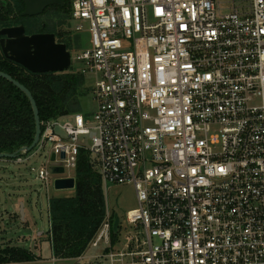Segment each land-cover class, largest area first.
I'll return each mask as SVG.
<instances>
[{"label": "built area", "instance_id": "obj_1", "mask_svg": "<svg viewBox=\"0 0 264 264\" xmlns=\"http://www.w3.org/2000/svg\"><path fill=\"white\" fill-rule=\"evenodd\" d=\"M69 18L95 111L41 121L10 161L51 145L39 178H76L85 150L105 188L134 186L123 247L109 213L91 243L109 264H264V0H74Z\"/></svg>", "mask_w": 264, "mask_h": 264}, {"label": "trees", "instance_id": "obj_2", "mask_svg": "<svg viewBox=\"0 0 264 264\" xmlns=\"http://www.w3.org/2000/svg\"><path fill=\"white\" fill-rule=\"evenodd\" d=\"M11 4L13 6H11ZM9 3L10 12L0 10V25L26 24L21 17V0ZM16 15L10 18V15ZM8 13V14H7ZM1 29V27H0ZM0 70L11 74L33 94L41 120L68 115L79 102L85 76L73 71L33 73L7 59L0 50ZM36 133L33 108L28 96L13 83L0 77V152L13 153L32 144ZM76 187L72 194L51 196L49 213L54 256L71 259L81 256L99 232L107 211L104 185L97 161L82 150L75 170ZM111 240H119L117 220L111 218ZM37 256L17 246L0 248V263L34 261Z\"/></svg>", "mask_w": 264, "mask_h": 264}, {"label": "rangeland", "instance_id": "obj_3", "mask_svg": "<svg viewBox=\"0 0 264 264\" xmlns=\"http://www.w3.org/2000/svg\"><path fill=\"white\" fill-rule=\"evenodd\" d=\"M69 1L71 12L74 0ZM8 2L11 4L13 0H8ZM11 6L13 5L11 4ZM51 14H55L54 19ZM42 18L48 20L47 25L43 28L56 32L58 39L67 43L68 49L73 55L91 47V33L88 30L74 32L69 16L49 11ZM0 27L2 26L0 25ZM31 28L33 30L34 27ZM81 65L79 62H75L73 68L64 72H70L72 69L81 70ZM93 85L94 81L91 75L85 76V81L80 86V90L84 94L79 96L77 104L72 105V109L75 108V110L68 115L95 111ZM51 149L52 146L47 145L45 149L36 152L27 161L21 163L0 157V248L14 245L32 251L37 256L34 261L19 262V264H109L105 258L109 245L104 240L97 246H92L90 243L87 250L77 258L57 259L54 256L50 234L49 201L51 196L72 194L75 189H56L55 187V180L68 176V171L61 174L51 173L48 180L39 178V171L49 167L48 156ZM32 153L24 156H29ZM104 194L107 203L106 213L117 220L116 230L119 240L113 244V247L118 250L124 245L123 236L132 230L126 221V214L129 210L138 207L136 191L131 184L108 183L107 188L104 186ZM21 200L25 202L28 212L26 222L21 220L22 216H18L21 214Z\"/></svg>", "mask_w": 264, "mask_h": 264}, {"label": "water", "instance_id": "obj_4", "mask_svg": "<svg viewBox=\"0 0 264 264\" xmlns=\"http://www.w3.org/2000/svg\"><path fill=\"white\" fill-rule=\"evenodd\" d=\"M25 9L22 16H33L43 12L49 5L63 4V0H22ZM0 0V5H3ZM0 46L3 55L16 62L33 73L64 72L71 69L72 57L66 43L59 42L54 33L27 34L23 25L5 26L0 29ZM0 77L5 78L22 90L29 98L36 122V133L31 145L24 146L13 153L0 152L1 158L16 159L23 154L33 151L42 133L41 117L38 105L32 92L11 74L0 70ZM54 159V156H53ZM53 174L64 172L62 166H52ZM56 189H74L76 178H57ZM21 214L24 215V204L22 203Z\"/></svg>", "mask_w": 264, "mask_h": 264}, {"label": "flooded vegetation", "instance_id": "obj_5", "mask_svg": "<svg viewBox=\"0 0 264 264\" xmlns=\"http://www.w3.org/2000/svg\"><path fill=\"white\" fill-rule=\"evenodd\" d=\"M3 1H4L3 2V5H0V10L6 11V12L9 13L10 12V10H9V2H8V0H3ZM63 1H64L63 4H61V5H58V4L49 5V6H47V7L44 8V10H43L42 13L37 14V15H33V16H22L21 15V13L25 9V4L22 1L23 4H24V8H23L22 12H20V16L21 17H27L28 18L27 21H26V24L27 25H24L22 23H16V24H12V25H23L25 27V29H26V33L27 34H34V33H54L56 35L57 40L59 42L66 43V42L58 39V34L56 32H54L53 30H45L43 28L45 25H47L48 20L42 18L43 16H46L49 11H55V12L63 13L64 15L70 16V13H71L70 12V9H71L70 1L69 0H63ZM14 14L16 15L15 12H14ZM14 14L10 15V18H14V16H13ZM48 16H50V15H48ZM51 16H50V18H52V19L55 18V14H51ZM12 25H9V26H12ZM3 27H5V26H3ZM31 27H34L33 28L34 31L31 30L32 29ZM1 38H2V35H0V39ZM0 50H1V46H0Z\"/></svg>", "mask_w": 264, "mask_h": 264}, {"label": "crops", "instance_id": "obj_6", "mask_svg": "<svg viewBox=\"0 0 264 264\" xmlns=\"http://www.w3.org/2000/svg\"><path fill=\"white\" fill-rule=\"evenodd\" d=\"M22 203L24 204V215H22V214H18V216L20 217V216H22V221L23 222H26L27 221V219H28V212H27V210H26V206H25V202L24 201H20V209L22 208ZM27 225L29 226V223H27ZM51 230V229H50ZM6 246H8V245H6ZM6 246H4V247H6ZM9 246H14V245H9ZM4 247H2V248H4Z\"/></svg>", "mask_w": 264, "mask_h": 264}, {"label": "snow or ice", "instance_id": "obj_7", "mask_svg": "<svg viewBox=\"0 0 264 264\" xmlns=\"http://www.w3.org/2000/svg\"><path fill=\"white\" fill-rule=\"evenodd\" d=\"M221 171H223V169H221Z\"/></svg>", "mask_w": 264, "mask_h": 264}]
</instances>
